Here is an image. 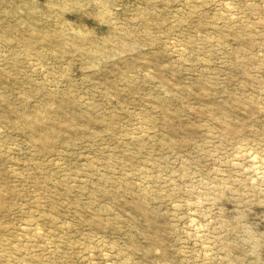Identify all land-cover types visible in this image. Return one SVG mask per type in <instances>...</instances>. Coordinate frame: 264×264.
I'll list each match as a JSON object with an SVG mask.
<instances>
[{
	"label": "rangeland",
	"instance_id": "1",
	"mask_svg": "<svg viewBox=\"0 0 264 264\" xmlns=\"http://www.w3.org/2000/svg\"><path fill=\"white\" fill-rule=\"evenodd\" d=\"M0 264H264V0H0Z\"/></svg>",
	"mask_w": 264,
	"mask_h": 264
}]
</instances>
